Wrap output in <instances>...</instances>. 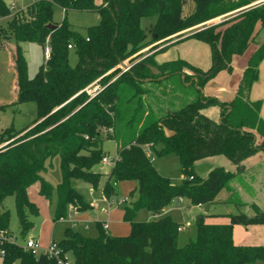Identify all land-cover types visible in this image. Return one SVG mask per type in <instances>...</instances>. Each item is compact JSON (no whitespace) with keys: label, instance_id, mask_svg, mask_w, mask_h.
I'll use <instances>...</instances> for the list:
<instances>
[{"label":"trees","instance_id":"trees-1","mask_svg":"<svg viewBox=\"0 0 264 264\" xmlns=\"http://www.w3.org/2000/svg\"><path fill=\"white\" fill-rule=\"evenodd\" d=\"M193 1L194 9L184 15L186 0H103L101 4L96 0H35L24 9L13 11L5 0H0V22L8 19L5 25L0 24V36L16 41L12 62L17 104L34 101L37 107V117L28 126L18 130L11 125L0 132V230L10 233L11 213L3 208L10 195L15 197L21 234L26 237L34 227L31 215L38 214L39 209L29 198V187L40 181L39 193L51 199L54 188L42 172L56 157L62 181L58 185L55 220L66 218L70 206L78 210L89 208L91 205L76 182L98 187L103 174L95 167L106 157L103 141L114 137L118 156L103 192L109 199L118 198L119 182H137L139 196L124 208L123 214L131 229L127 235H113L99 222V234L92 237L66 227L57 243L76 264H264V244L241 245L233 238L235 225L264 224V211L255 204L254 214H227L228 223L208 222L207 215H198L195 237L184 245H179L182 223L172 215L136 220L140 209L160 214L177 198H187L192 205L207 204L228 189L230 199L234 195L230 183L237 173L219 166L203 178L195 171L196 162L223 155L238 165L264 151L262 101L250 98L264 59V41L249 59L232 100H220L200 89H205L222 70L231 72L234 55L244 53L256 41L264 30V4L184 38L210 45L212 65L207 69L181 58L158 63L156 53H139L149 44L256 0ZM57 6L65 13L74 9L97 11L100 21L88 28L85 37L68 24L66 16L62 22L54 20ZM150 17L156 20L150 29L152 37L146 41L142 19ZM49 24L56 27L50 28ZM48 36L51 59L30 77L20 43L44 45ZM71 49L79 57L75 66L69 62ZM130 57L131 61H138L129 70L121 73V68H115ZM173 75L184 76L191 86L197 82L200 88L177 104L165 98L162 102L166 101L167 106L159 105L154 113L144 104L151 101L149 96L154 89L144 82ZM94 83L102 89L92 96L86 88ZM211 105L220 107V120L203 112ZM135 117L137 130L131 129ZM147 144L155 160L168 154L179 158L184 175L180 184L161 173L145 150ZM0 249L5 252L3 264L57 263L46 254L34 255L16 241H2Z\"/></svg>","mask_w":264,"mask_h":264},{"label":"rangeland","instance_id":"rangeland-1","mask_svg":"<svg viewBox=\"0 0 264 264\" xmlns=\"http://www.w3.org/2000/svg\"><path fill=\"white\" fill-rule=\"evenodd\" d=\"M5 1L9 6L15 2L18 5V9H24L35 0ZM96 2L97 4H101L103 0H96ZM193 5L194 1L188 0L184 5V11L188 12V10L194 7ZM65 16L68 24L85 37L88 35V28L98 24L100 21V14L97 11L74 9L65 13L61 7H55L54 20L56 22H62ZM7 20V18L1 19L0 24L5 25ZM155 20V17L142 19V26L146 29V41L150 40L152 37L150 29L155 23ZM216 22L215 24H218V21ZM205 26L206 25H203V27ZM203 27L197 26L191 28L192 30L191 32L189 30L187 36ZM168 38L169 37L163 40L168 41ZM263 41L264 30L260 32L256 41L251 43L244 53L234 55L232 59L233 70L231 72L222 70L211 80H214L212 83H227L229 79V85H234L237 89L242 78V67L248 64L249 59L257 50L258 45ZM20 45L28 62L29 76L34 77L40 66L44 63L43 45L37 42H21ZM15 48L16 41L14 39H4L0 36V132L11 125H14L18 130L23 129L37 117V107L34 101H25L17 104L16 73L12 62ZM164 52L160 58L172 60L181 58L206 69L212 65V50L210 45L195 38H187L173 44ZM142 54L144 55L145 53ZM68 57L70 64L75 66L79 58L77 51L75 49L69 50ZM131 62L133 63V61ZM144 84L152 86L154 89V92H151V96H149L151 101L149 102L148 100L144 102L147 107L153 109L152 111L154 113L158 112L157 108L159 105H161V107L167 106L168 103L166 101L162 102L165 98L177 104L184 98L188 100L189 96L191 94L195 95L198 89V87L190 85L191 81L185 82L183 76L181 77L179 75L169 76L163 80L158 78L156 81L144 82ZM229 89H231V87H229ZM217 90L218 89L214 87L211 95L217 96ZM251 91L252 100L262 101V113L264 115V59L259 67L258 79L253 84ZM135 99L137 101L138 97ZM203 112L213 119L220 120V107L218 105L207 106L203 109ZM137 128V118L135 117L131 124V129L137 130ZM103 149L106 156L110 159L117 158L118 144L114 137L104 138ZM260 156L263 157V161L259 158ZM154 163L161 173L168 176L173 183L180 184L182 182L184 175L181 171L179 158L176 155H163L157 158ZM235 165L236 164L227 157L219 155L212 159L205 158L198 160L195 164V171L201 177L205 178L212 168L223 166L227 170L237 171ZM244 165L248 168L238 172L231 180L230 184L234 195L230 199H228L230 196L228 189H223L219 193L216 202L204 204L202 207L192 205L187 198H183V201L180 203L177 198L168 204L160 214H156L157 216L170 214L180 223L185 224L184 228L180 229L179 245H184L190 238L195 237V219L200 214H204L205 212H208V214H219L214 216L204 214L210 219L226 218L228 217L226 216L227 213L254 214V204L264 211V151L261 150L250 159H247ZM251 166H254V168L250 169L249 167ZM112 167L113 164H106L103 162L95 167L96 171L103 174L97 188L92 187L89 183L84 181L76 182V187L89 201L91 205L89 208L86 210H78L70 206L68 207L66 218L55 220L58 204V185L62 181V173L59 158H54L52 165L42 172V176L53 185L54 189L51 199L39 193L41 186L40 181H36L29 187V198L36 203L39 213L31 215L34 227L29 231L26 237H24L20 231L14 195H10L4 200L3 208L9 209L11 213V238L24 246L28 239L35 237L38 244L37 249L40 251L45 249L53 240L59 242L64 236L65 228L69 226L86 235L95 237L99 234L98 223L106 220L111 226L109 229L111 234L112 232H118L120 235L129 234L131 226L129 222L123 219L122 213L126 206H131L138 198V184L134 180L119 182V203L114 204L111 207L110 213L107 214L104 209L108 207V198L104 195L103 186L108 179V174ZM70 208H73V216H70ZM153 217L154 213L152 211L147 208H142L139 210L136 220L149 221L152 220ZM112 226H115L116 229H112ZM241 226L245 231L250 233L251 228H247L250 224ZM68 255L73 259L70 253ZM0 264H3V257L1 255ZM13 264H18V261H15ZM257 264L263 263L259 261Z\"/></svg>","mask_w":264,"mask_h":264},{"label":"built area","instance_id":"built-area-1","mask_svg":"<svg viewBox=\"0 0 264 264\" xmlns=\"http://www.w3.org/2000/svg\"><path fill=\"white\" fill-rule=\"evenodd\" d=\"M261 4H264V0H256V1L250 3V4L246 5V6H243L241 8H238V9H236L234 11L229 12V13L220 15V16H218L216 18H213V19H211V20H209V21H207L205 23L199 24L197 26H202L203 27V25H206L205 27H207V26H210V25H213V24L217 23L216 21H218V23L223 22L225 20H228V19L236 16L237 14H239L240 12H242L243 10H247V9H249L251 7H255V6H258V5H261ZM10 9L12 11L18 9L17 3L13 2L10 5ZM197 26H194V27H197ZM189 30L191 32L192 29L189 28L187 30H183L182 33L181 32L176 33V34H174V36L172 35V37L189 33ZM69 48H72V45H69ZM51 56H52V46H51V43H50V37L48 36L46 38V40H45L44 45H43L44 63H47L48 61H50ZM131 58L132 57H130V58L126 59V60H123L115 68H121L122 69V72L121 73L129 70L131 68V66L135 62L138 61L137 60V61H135V62L132 63L131 62ZM114 69H112V70H114ZM112 70H110L109 72H111ZM86 89H87V91H88L89 94H91L92 96H94V95H96L102 89V87H101L100 84L94 83L93 85H90ZM145 150L148 153V155H150L152 157V160H155L154 156H152L151 146L147 144V146L145 147ZM115 160L116 159H110L109 157L106 156V157L103 158L102 162L103 163H106V164H114L115 163ZM117 203H119V199L118 198H110V199L108 198V207H106L104 209V211L107 214H109L110 213V210H111V207L114 204H117ZM103 226H104L105 229H108V227H109L108 221L104 222L103 223ZM183 228H184V226H181V229H183ZM5 240L14 241L11 238V235H10V233H8V231H6V230H0V242L5 241ZM24 247H25V249L31 250V252L34 255H37L38 256L40 254H46L49 257H52V258L56 259V261H57L56 264H76L74 262V260L69 257L68 253H64L62 251V249L59 247L58 243L56 241H54V240L51 241L49 243V245L45 249H42L40 251H39V249H37V247H38L37 240L34 239V238L28 239L25 242ZM4 254H5L4 250L3 249H0V255L3 256Z\"/></svg>","mask_w":264,"mask_h":264},{"label":"crops","instance_id":"crops-1","mask_svg":"<svg viewBox=\"0 0 264 264\" xmlns=\"http://www.w3.org/2000/svg\"><path fill=\"white\" fill-rule=\"evenodd\" d=\"M187 2H188V0H186L185 4ZM193 6L195 7V4ZM194 7L191 10H188V12L184 11V15H187L188 13H190L194 9ZM181 33H182V31H181ZM187 34L188 33L182 34L179 37L178 36H175V37L170 36L168 38V41L167 40H165V41L164 40L163 41L161 40V41L154 42L152 44H149L145 48H143L139 53H145L143 56H147V55H149L151 53H156L155 54V59H156V61L158 63H162V62H165V61L172 60V59H163V58H160V57L163 55V52L166 51V49H168L170 46H172L173 44H176L178 42H181V41L185 40L184 38L187 36ZM180 39H183V40H180ZM154 46H156V47L154 49H152V47H154ZM166 46H168V47L164 51L158 52L161 48H164ZM232 67H233V65H232ZM246 67H247V65L242 67L241 76L243 75V72H244V70H245ZM204 69H206V68H204ZM212 82H214V80L208 82L207 85H206V87H205V94L206 95H211V93H213L212 89L214 87H216L218 89L216 91L217 92V94H216L217 96L216 97H218L220 100H223V101H230V100H232V98L234 97L237 89H236V86H234V85L233 86H230L229 85V79L227 80V83H223L222 82L220 84H213ZM229 87H231V89H229ZM211 96H213V95H211ZM250 98H251V94H250ZM262 115H263V113H262ZM263 117H264V115H263ZM253 156H251V157H253ZM214 157H209V158H206V159H210V158L212 159ZM251 157H249L247 159H250ZM259 158L263 161V157L262 156H260ZM247 159L244 160L241 164H238V165L236 164L235 165L236 166L235 168L237 169V171H233V172L238 173V172H240L242 170H246L248 167L247 166L245 167L244 162H246ZM249 168L250 169H253L254 166H251ZM229 192L231 194V191H229ZM182 201H183L182 199H179V202L180 203ZM216 201H217V199H215L212 203H214ZM203 205L204 204L196 205V207H202ZM70 211H71V215L70 216H73V213H72L73 208H71ZM123 214H124V210H123V213H122V217H123ZM204 214L213 215V216L214 215H219V214H208V212H205ZM227 214H226V216H228ZM155 217H158V216L156 214H154V217L153 218H155ZM206 220L208 222H214V223H228V222H230V217L228 216V217L223 218V219H210V218L207 217ZM106 221H104V222H106ZM104 222H101V223L103 224ZM108 225H109V227L106 230L109 232V229L111 228V226H110L109 223H108ZM182 226H185V224L183 223ZM114 228H115V226H112V229H114ZM247 228H251L250 233H248L247 231H245L241 225H235L234 226L233 238H234L235 243L241 244V245H260V244H264V230H263L264 224H252V225L250 224V226L247 227ZM109 233L111 234V232H109ZM112 234H114V235H120L118 232H115V233L112 232ZM33 238H35V237H33Z\"/></svg>","mask_w":264,"mask_h":264},{"label":"water","instance_id":"water-1","mask_svg":"<svg viewBox=\"0 0 264 264\" xmlns=\"http://www.w3.org/2000/svg\"><path fill=\"white\" fill-rule=\"evenodd\" d=\"M48 26H49L50 28H54V27H56V25H54V24H49ZM155 72H158V71L155 70ZM183 78H184V76H183ZM149 80H151V78H149V79H141V81H149ZM195 86L198 87L197 82L195 83ZM198 88H200V87H198ZM200 89H201V91H202L203 93H205V89H204V88H200Z\"/></svg>","mask_w":264,"mask_h":264}]
</instances>
